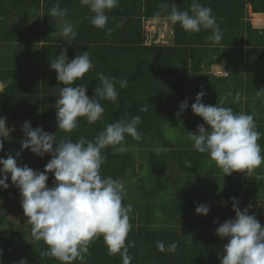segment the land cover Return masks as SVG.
Wrapping results in <instances>:
<instances>
[{
    "label": "trees",
    "instance_id": "obj_1",
    "mask_svg": "<svg viewBox=\"0 0 264 264\" xmlns=\"http://www.w3.org/2000/svg\"><path fill=\"white\" fill-rule=\"evenodd\" d=\"M186 1L120 0L119 6L107 13L109 20L106 27L113 29L111 35L91 25L93 14L81 0H33V15L22 0L10 1L15 7L22 5L23 10L30 13L24 20L31 25L25 24L20 31L12 30L18 33L17 40L24 42L23 47L37 49L38 58L36 62H18L8 66L6 71L0 70V82L5 83L0 91V116L6 119L9 129L13 128L7 137H0L3 140L0 158H7L8 154L16 157V153L20 152L17 165H27L39 171H43L50 161L51 154L40 157L29 149L21 152V141L25 138L22 126L25 121H29L33 129L40 127L55 135L57 141L68 138L76 142L81 137L92 141L104 130L105 125L139 115L142 123L137 128L142 139L137 141L126 136L122 145L126 151L123 153L114 154L111 146L103 149L102 154L106 159L101 166L104 177L110 176L117 180L130 170L131 182L139 181L143 195L152 200L146 208L137 207L132 198L133 190L129 191L128 199L123 198L124 205H131V229L125 241L127 254L131 257L130 264H220L223 247L228 241L216 235V228L235 217L233 203L214 219L196 213V207L211 188L210 182L194 179L204 156L189 145L188 139L181 145L167 136L165 127L177 124L182 117H190L191 105L197 94L203 91V100L210 92L213 83L209 75L202 74L204 69L200 62L207 59L211 63L214 51L219 50L218 45L223 46L224 54L238 53L234 38L238 24L246 25L250 32L258 35L247 22L249 17L245 19L246 4L250 3L253 11L264 13V0H226L228 4L222 5L219 3L224 0H197L202 6L211 9L217 7L212 14L222 33L219 42L208 39L212 34L211 29L186 32L176 23L163 32L167 41L173 40L171 44L146 43L145 21L167 20L172 4L179 10H189L192 0L189 3ZM2 2L4 0H0V7ZM57 4L61 10L68 9L65 20L71 21L77 32L70 44L65 42L66 38L55 35L61 28L46 29L43 24L41 29L40 26L39 9L42 8L43 14L52 17L49 10ZM162 4L169 7L164 9ZM219 7L228 9L224 12ZM52 19L58 21L59 17ZM43 20L48 21L47 18ZM119 21H123L122 27H117ZM33 25L37 29H33ZM156 36H159V31L152 39ZM261 36L264 40V30ZM63 49L67 50L69 60L88 51L93 64L83 79L74 82L73 87L85 85L86 94L92 97L104 76L115 82L118 92L115 102L100 101L104 108L100 120L90 124L80 117L77 128L71 132L58 129L55 102L60 88L65 85L57 80V73L49 66V61L56 59ZM121 80L127 81L126 87H120ZM167 91L176 95L175 103L170 107H166L164 101ZM190 96L192 98L186 101ZM179 100L180 103L176 104ZM184 102H187V107L177 116ZM154 148L163 150L157 154ZM48 175L47 186L53 187L54 176L51 173ZM250 178L246 183L250 182ZM225 180L232 197L239 200L241 183L238 173L233 172ZM145 182L150 189L146 188ZM6 183L9 184L7 189L0 187V264H19L21 260H26L28 264H61L55 258L41 255L47 250V245L43 240L33 238L32 226L27 223L28 218L21 206L19 189L12 184L10 174ZM240 205L241 210L251 205L249 214L252 215L254 208L264 206V198L246 199ZM156 207L170 223L156 221L154 211L159 210ZM260 224L264 227V221ZM158 242H163L165 249L175 243L176 249L174 252L160 251ZM72 264H122V257L119 253L109 254L101 235L90 243L82 258H77Z\"/></svg>",
    "mask_w": 264,
    "mask_h": 264
},
{
    "label": "clouds",
    "instance_id": "obj_2",
    "mask_svg": "<svg viewBox=\"0 0 264 264\" xmlns=\"http://www.w3.org/2000/svg\"><path fill=\"white\" fill-rule=\"evenodd\" d=\"M81 3L93 14L91 25L111 35L113 29L106 27L107 13L118 7L120 0H81ZM161 7L167 9L169 5L162 4ZM67 14L68 9L61 10L58 4L49 10L50 16L61 18V29L55 35L66 38L65 42L70 44L77 32L70 22L63 20ZM167 20L172 24L179 23L186 32L211 29L210 41L222 39L212 9L202 6L197 0H192L186 11L172 4ZM122 26L123 21H119L117 27ZM49 66L57 73V80L65 85L60 88L55 102L58 129L71 132L77 128L80 117L90 124L95 123L104 113L100 101L115 102L118 97L115 82L104 76L92 97L86 94L85 85L72 86L93 67L88 51L69 60L67 50L63 49L56 59L49 61ZM119 84L121 88L126 87L127 81L121 80ZM261 94H264V89L257 91V95ZM204 95L203 91L198 93L191 105L192 112L208 125L205 128L200 124L195 133H187L193 149L207 153L224 176L233 172L248 174L264 163L258 143L262 134L256 129L254 116L243 112L237 114L231 107L222 106V102L221 105H206L202 102ZM186 107L187 102L182 103L176 115L180 116ZM6 123V119L0 116V137L9 134ZM141 123V117L136 115L105 125L92 141L81 137L73 142L68 138L57 141L55 135L43 128L33 129L29 121L24 122L22 131L25 138L21 141V152L29 149L40 157L51 154L52 158L43 171L33 170L27 165L19 167L17 158L20 152L16 157L8 154L7 158H0V187H9L6 181L10 174L12 184L19 189L21 206L28 218L27 223L32 226L33 238L43 240L47 245V250L41 252L42 256L55 258L61 264H72L77 258H82L94 239L102 235L109 254L119 253L122 264H130L125 241L131 229V205L123 204L124 185L117 179L102 175L101 166L106 159L102 150L111 146L114 154L126 151L122 146L126 136L137 141L142 139L137 128ZM2 150L3 140H0ZM162 150L154 148L157 154ZM49 173L54 176L53 187L47 186ZM231 199L235 217L216 228V235L228 241L223 247L220 264H264V227L255 215L249 214L251 205L241 210L238 198ZM195 210L197 214L207 216L210 207L200 204ZM157 247L160 251L174 252L176 244H169L165 249L164 243L158 242ZM19 264L28 262L21 260Z\"/></svg>",
    "mask_w": 264,
    "mask_h": 264
},
{
    "label": "crops",
    "instance_id": "obj_3",
    "mask_svg": "<svg viewBox=\"0 0 264 264\" xmlns=\"http://www.w3.org/2000/svg\"><path fill=\"white\" fill-rule=\"evenodd\" d=\"M12 0H4L0 7V70H8V66H14L18 62H36L38 58L36 56V48H25L23 47L24 42L17 40V32L12 29H23L25 24L31 25V23L25 22V16L30 15V13L23 10L22 5L17 7L13 6L10 2ZM33 0H22L25 2L26 9L30 12L35 13V10H31V2ZM35 3V1L33 2ZM189 3V0L186 1ZM219 4H228L226 0L220 2ZM224 6V5H223ZM217 8H212L213 10ZM224 12L227 11L228 7H219ZM36 9V7H35ZM41 12L40 26L41 29L43 24L47 27L46 29H60L61 28V18L58 21H53V17L46 16L43 14L42 8L39 9ZM245 19L248 16L249 20L247 22L250 24L251 28L258 32V35L254 32H250L248 27L245 25H239L235 29V41L238 49V53L232 52L229 54H224L222 51L223 46L218 45L213 56L211 57V63H208L207 59L201 61V65L204 69L202 74L209 75L212 87L210 92L206 94L202 102L206 105L216 104L225 107H231L235 113H246L254 116L256 129L262 134L258 143L262 149V155H264V94L257 95V91L264 89V40L262 39V34L264 29V13L261 11H253L251 4H246ZM47 18L48 21L43 20ZM65 20V17H63ZM245 20V22H246ZM71 23V21H68ZM150 22L155 26V30L160 29L163 31L165 29L173 27V24L168 20H153L145 21ZM59 26V27H57ZM157 28V29H156ZM33 29H37L33 25ZM45 29V28H44ZM251 29V30H252ZM163 34V33H162ZM263 40V41H262ZM173 40H171L170 44ZM34 43V42H32ZM21 45L20 47H16ZM41 45V42L40 44ZM211 47H216L214 44ZM226 47V45H224ZM201 58V56H198ZM0 91L5 85L4 82H0ZM238 94V95H237ZM195 95V94H194ZM192 96L187 98L186 101L190 100ZM219 98V101L217 100ZM225 99V100H222ZM180 103V100L176 104ZM190 117H182L177 124L171 125V128H175L181 131V136L177 142L181 145L187 141L192 147V141L188 138V132L195 133L197 131V126L204 124L205 128L208 125L203 121V119L195 115L192 110ZM13 128L9 129V134ZM178 147H181L176 143ZM193 148V147H192ZM197 153L204 156V160L201 162V166L198 168L199 171L195 174L194 179L199 182H210V189H208L207 195L203 197L200 204H207L210 207V213L207 216L212 219L221 215L232 201V193L230 191L229 185L225 180L223 172L215 166V163L210 159L207 153ZM241 183V195L238 200V207L240 203L244 202L246 199H262L264 198V163L259 167L254 168L250 173L237 172ZM250 178V182L246 183V180ZM214 186V187H213ZM213 187V188H212ZM222 187L223 195L221 197L224 203L221 207L216 194V188ZM214 191V192H213ZM252 192V193H251ZM237 193V192H236ZM251 193L250 196L248 194ZM219 210L215 212L216 210ZM241 209V208H240ZM252 215H255L259 222L264 221V206L256 207L252 210Z\"/></svg>",
    "mask_w": 264,
    "mask_h": 264
},
{
    "label": "rangeland",
    "instance_id": "obj_4",
    "mask_svg": "<svg viewBox=\"0 0 264 264\" xmlns=\"http://www.w3.org/2000/svg\"><path fill=\"white\" fill-rule=\"evenodd\" d=\"M155 29V28H154ZM168 30V29H167ZM159 31V36H162V33L163 31H160L159 29L155 30L154 33H157ZM164 43H170L171 41H165L163 40ZM175 98H176V95L170 91H167L165 93V96H164V101H165V105L166 107H170V106H173L174 103H175ZM165 133L167 136H170L171 138H175L177 141L179 140L180 136H181V131L178 130V129H175V128H167L165 127ZM131 171L128 170L122 177H120L119 180H121L120 182L124 185V191H123V196L124 198L126 199L127 196H130V190H133V194H132V198L134 199L133 201H136V205L137 207H143V208H146L151 202L152 200L149 199V197H146L144 196L143 194V190L141 189L140 190V182L139 181H136V182H131ZM144 185L146 186V188H149L150 187L147 185V183L145 182ZM214 192V191H213ZM223 193V190H222V187L220 188H216V194L218 197V200H219V204H221L219 207H221L224 203V200L223 198L221 197V195ZM252 193V192H251ZM251 193L248 194V196L251 195ZM128 199V198H127ZM151 200V201H150ZM158 208V207H156ZM159 209V208H158ZM219 211L218 209L215 211L217 212ZM210 213V211H209ZM154 214H156V221L159 222V223H170L169 221H167L164 213H162L160 211V209L157 211H154Z\"/></svg>",
    "mask_w": 264,
    "mask_h": 264
},
{
    "label": "built area",
    "instance_id": "obj_5",
    "mask_svg": "<svg viewBox=\"0 0 264 264\" xmlns=\"http://www.w3.org/2000/svg\"><path fill=\"white\" fill-rule=\"evenodd\" d=\"M154 28H155V26L152 23H148V22L145 23L146 43H150V42L158 43V42H163V40L166 41V39H165L166 35L164 33L162 34V36H156L155 39H152L154 37V34H155ZM149 33H151V35H149Z\"/></svg>",
    "mask_w": 264,
    "mask_h": 264
},
{
    "label": "water",
    "instance_id": "obj_6",
    "mask_svg": "<svg viewBox=\"0 0 264 264\" xmlns=\"http://www.w3.org/2000/svg\"><path fill=\"white\" fill-rule=\"evenodd\" d=\"M1 86V85H0Z\"/></svg>",
    "mask_w": 264,
    "mask_h": 264
}]
</instances>
